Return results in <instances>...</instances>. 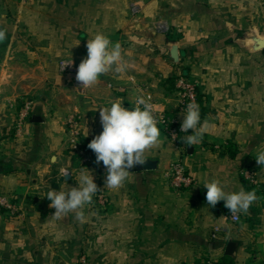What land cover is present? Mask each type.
Instances as JSON below:
<instances>
[{"label": "crops", "instance_id": "1", "mask_svg": "<svg viewBox=\"0 0 264 264\" xmlns=\"http://www.w3.org/2000/svg\"><path fill=\"white\" fill-rule=\"evenodd\" d=\"M165 24L169 30L162 31ZM0 192L20 207L0 212V264H264V0H5L0 3ZM98 33L122 48L123 73L102 75L80 89L60 71L65 59L79 64ZM198 87L201 122L209 129L183 161L195 186L178 192L165 174L180 153L160 129L146 150L150 170H130L118 189L105 188L106 170L83 168L69 154L66 119L82 118L84 136L103 129L100 108L120 100L132 109L151 97L158 112L182 122L175 79ZM33 111L25 134L15 133L23 100ZM193 131L189 130V135ZM72 173L60 177V169ZM250 168L262 187L241 172ZM82 175L109 199L105 211L90 204L53 218L49 190L78 187ZM219 179L226 191L255 190L257 201L240 222L220 201H206L205 182ZM216 228L220 232H216ZM239 244L225 255L229 240Z\"/></svg>", "mask_w": 264, "mask_h": 264}, {"label": "clouds", "instance_id": "2", "mask_svg": "<svg viewBox=\"0 0 264 264\" xmlns=\"http://www.w3.org/2000/svg\"><path fill=\"white\" fill-rule=\"evenodd\" d=\"M7 39L6 29L0 27V43ZM87 57L79 64L76 81L82 88L93 86L102 75L111 72L123 73L126 64L123 63L122 48L119 42L113 44L104 34L98 33L87 42ZM73 60L66 62L63 69L71 65ZM181 132L192 135L183 136L186 145L199 144L210 125L207 120L201 122L200 106L191 102L181 113ZM100 123L103 131L96 135L88 144L95 155V163L103 162L106 168L105 188L118 189L128 179L130 169L144 165L146 150L155 147L161 135L158 128L159 120L151 97L139 96L132 109L124 107L120 100H116L110 107L100 108ZM176 135L173 134V137ZM258 165L264 166V150L256 154ZM72 173L63 168L60 169V177L67 180ZM78 187H70L65 190H49L46 197L51 201L50 208L55 209L53 218L66 217L69 213H76V219H85L83 209L86 204L92 202L93 196L101 189L94 182L93 176L82 175L78 181ZM207 189L206 201L210 207H215L220 201H224V207L231 212V217L238 219L241 213H247L250 206L257 201L255 190L226 191L225 185L219 179L205 182Z\"/></svg>", "mask_w": 264, "mask_h": 264}, {"label": "built area", "instance_id": "3", "mask_svg": "<svg viewBox=\"0 0 264 264\" xmlns=\"http://www.w3.org/2000/svg\"><path fill=\"white\" fill-rule=\"evenodd\" d=\"M5 0H0V3ZM159 29L162 31H168L169 27L165 24L159 25ZM71 60L65 59L60 62V71L64 75L71 78L73 84L83 89L75 79L79 63L73 61L71 65H68L63 69L66 62ZM86 88V87H85ZM175 90L178 96L179 112H183L186 106L191 102H196L201 108V99L197 84L186 75H179L175 79ZM152 102V101H151ZM154 108L155 104L153 103ZM33 111V102L30 98L23 100V106L18 114V118L15 126V133L17 138H22L25 134L26 124L29 121ZM157 119L159 120L158 128L161 129L168 138L172 141L174 146L180 153V158L177 159L167 170L165 176L170 186L178 192L189 190L195 186V179L186 167L183 157L187 153V145L182 140L183 136L189 135L188 133L181 132V123L174 116L166 113L158 112L156 109ZM66 129L68 134L67 146L70 156L79 163L83 168H95L99 170H106L103 162L99 165L95 163L96 155L88 148L90 139L86 138L83 133L82 118L77 113L70 114L66 119ZM173 134L176 136L173 137ZM243 178L254 188H261L262 182L256 171L250 168H244L241 172ZM109 199L106 193L98 191L92 202L93 208L100 211H105L108 207ZM6 212L12 217L19 215L20 207L17 204L16 198L13 195L0 192V212ZM230 220L234 223L240 222V215L238 219H233L230 215ZM216 232H220L219 228H216ZM85 258H82V264H85ZM205 264H217L213 260H208Z\"/></svg>", "mask_w": 264, "mask_h": 264}, {"label": "water", "instance_id": "4", "mask_svg": "<svg viewBox=\"0 0 264 264\" xmlns=\"http://www.w3.org/2000/svg\"><path fill=\"white\" fill-rule=\"evenodd\" d=\"M191 151H192V147H189L188 152H191ZM155 167H156V162L151 161V160H147L144 165H138V166H136L130 170L132 172H135V171L150 170V169H153ZM2 171H3V169L0 167V173ZM238 248H239V244L237 242L233 241L232 239L229 240L227 247H226L225 255L227 257H231V258L236 257Z\"/></svg>", "mask_w": 264, "mask_h": 264}, {"label": "trees", "instance_id": "5", "mask_svg": "<svg viewBox=\"0 0 264 264\" xmlns=\"http://www.w3.org/2000/svg\"><path fill=\"white\" fill-rule=\"evenodd\" d=\"M217 264H231L230 262L227 263L226 261H223V262H217Z\"/></svg>", "mask_w": 264, "mask_h": 264}]
</instances>
